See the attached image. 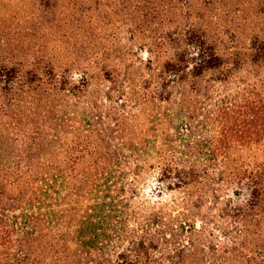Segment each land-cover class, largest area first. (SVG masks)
I'll return each instance as SVG.
<instances>
[{"label": "trees", "instance_id": "obj_1", "mask_svg": "<svg viewBox=\"0 0 264 264\" xmlns=\"http://www.w3.org/2000/svg\"><path fill=\"white\" fill-rule=\"evenodd\" d=\"M13 1L0 264H264V0Z\"/></svg>", "mask_w": 264, "mask_h": 264}, {"label": "rangeland", "instance_id": "obj_2", "mask_svg": "<svg viewBox=\"0 0 264 264\" xmlns=\"http://www.w3.org/2000/svg\"><path fill=\"white\" fill-rule=\"evenodd\" d=\"M17 0H14L13 2H16ZM262 25H263V22H262ZM144 56H147L146 54H144ZM241 155H246L245 157H247V162H250V160H252V159H250L252 156H254L255 155V158H256V162L257 163H263L264 162V148H253V149H246L244 152H242V153H239L237 156H236V158H240L241 157ZM244 157V156H243ZM242 157V158H243ZM244 157V158H245ZM154 183V182H153ZM151 184V186L152 187H154V184ZM248 194V192L246 191L245 192V195H247Z\"/></svg>", "mask_w": 264, "mask_h": 264}]
</instances>
